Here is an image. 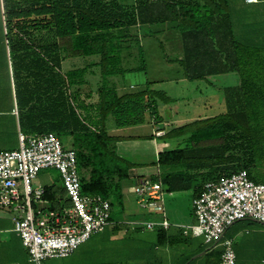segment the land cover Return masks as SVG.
I'll use <instances>...</instances> for the list:
<instances>
[{
    "label": "trees",
    "instance_id": "1",
    "mask_svg": "<svg viewBox=\"0 0 264 264\" xmlns=\"http://www.w3.org/2000/svg\"><path fill=\"white\" fill-rule=\"evenodd\" d=\"M234 3L0 0V67L6 106L2 111L14 117L23 133L52 132L60 139L70 138L68 147L76 153L82 192L103 196L111 208L116 204L111 199L122 206L123 182L134 164L117 152L108 126L143 124L147 112L157 117V104L150 90L153 81L143 90L121 94L108 84L109 76L125 71L117 52L134 48L132 43L110 40L129 36L116 30L136 25L175 30L181 38L178 61L184 78L199 80L234 72L239 82L224 90L225 113L164 133L187 136L188 144L159 151L156 163L167 172L151 175V180L161 182L169 192L192 190L195 197L206 181L240 170H246L252 181L264 183V0L250 6L238 0L242 17ZM136 50L142 55L140 44ZM95 54L99 60L91 64L100 66L103 81L96 99L87 95L86 100L79 90L86 69L63 71L62 62ZM45 190L44 199L55 208L59 189L49 185ZM164 240L177 242L157 230V241ZM221 253L222 247L211 249L207 264H219Z\"/></svg>",
    "mask_w": 264,
    "mask_h": 264
},
{
    "label": "built area",
    "instance_id": "2",
    "mask_svg": "<svg viewBox=\"0 0 264 264\" xmlns=\"http://www.w3.org/2000/svg\"><path fill=\"white\" fill-rule=\"evenodd\" d=\"M163 134V130L154 132L155 136ZM18 143L15 149L0 151V207L14 213V231L30 262L41 264L48 258L67 257L92 235L104 231L110 223V202L99 194L82 192L76 153L64 147L56 134H26L18 130ZM46 169L58 171L61 187L67 194V198L61 193L56 196L55 208L44 199L45 186L32 184L39 172ZM133 191L138 206L159 218L132 222L130 228H169L165 199L173 192L146 176L137 179ZM192 204L196 223L181 226L183 235L201 236L208 245L221 242L219 264H236L234 242L224 239V233L243 219L264 223V183L252 181L246 170H240L206 181Z\"/></svg>",
    "mask_w": 264,
    "mask_h": 264
},
{
    "label": "rangeland",
    "instance_id": "3",
    "mask_svg": "<svg viewBox=\"0 0 264 264\" xmlns=\"http://www.w3.org/2000/svg\"><path fill=\"white\" fill-rule=\"evenodd\" d=\"M232 1L235 2V7L240 15L242 11L238 10L240 8L238 0ZM238 16L237 22L239 25L241 20H239ZM240 17H242V14ZM242 22L244 21L242 20ZM143 28L141 30L145 32L148 30L147 27L145 29ZM139 30V28L130 27L116 30V32L129 33L131 37H135ZM166 39L167 36L165 34H154L144 35L137 42L133 40L132 46L134 48L137 49L139 44L142 45V55L136 50L137 52L131 57L127 59L121 58L119 66L123 69L126 68V70L107 78L108 84L109 82L123 80L127 85H132L138 89L147 81H153L150 86L153 94L156 93L154 91H162L169 99V101H162L155 94L158 104L157 111L155 112L157 117H151L149 112H147L146 121L143 124L124 128H116L112 124L108 126V133L112 137H123L121 138L123 140H120V143H122L119 144L120 148L115 144L116 150H118L117 152L132 162L134 164L133 168L141 167L142 169L138 173L140 172L146 176H151L157 171L161 174L167 172V169L159 167L156 163L158 151L183 148L187 143V136L181 138L167 137L164 134L156 137L152 141L149 136L152 135L155 128L154 125L159 123L157 128H163L164 133H166L196 119L214 117L225 113L224 90L239 82V77L234 72L209 76L199 80H179L183 75V68L177 60L181 52L180 40L179 37H176L175 40L173 39L175 43L170 46L166 43ZM94 56L65 58L62 63V68L66 71L68 69L87 67L85 68L87 72L89 67H91L88 64L91 62L94 63V61L98 62L99 60V58L94 59ZM1 69L0 67V151H5L18 147L19 127L10 113L2 111L6 106L4 103L3 70ZM86 72L84 73V83L79 86L80 95L86 100H88L87 95H90L89 99H96L97 89L102 84L100 67L93 68L90 73ZM131 90L134 91V89ZM156 119L160 122H157ZM151 121H155L154 125ZM133 135H136L135 137H141L132 139V141L125 140ZM60 140L66 148L71 144L70 138L62 137ZM127 182L133 186L135 185L134 180H128ZM59 183L60 175L54 169L41 170L32 181L33 186H37L38 184L58 186ZM59 190L67 198L66 192L62 188ZM191 193L192 190L177 192L173 200H168L170 197H166L165 210L167 218L171 221H182L185 210L190 206ZM122 197V206L116 200L111 199L116 204L111 208L110 223L105 227L104 231L95 236L93 235L88 242L80 246L79 250H82V252L77 255L80 264H114V262H123V264L128 262L132 264L133 257L140 256V250L143 248L142 241L147 236V232L132 230L129 222H132V220L143 222L151 217L138 206L136 203L137 197L134 193L126 190ZM174 199L180 200V206L177 204L179 202ZM13 214L10 209L0 207V215L11 218ZM120 221L123 222L121 229L112 231L111 225ZM235 225L238 226V230L253 234V230L259 224L254 220L244 219L235 222ZM4 236V232L0 231L1 260L5 259L6 249L2 242ZM115 236L118 237L117 240ZM214 246L219 247V244L217 243ZM77 253L79 252L77 251ZM256 254L257 252L254 250L252 252L248 251V256H256ZM49 259L51 258L43 260V263H51L54 261ZM247 264L251 263L247 262Z\"/></svg>",
    "mask_w": 264,
    "mask_h": 264
},
{
    "label": "crops",
    "instance_id": "4",
    "mask_svg": "<svg viewBox=\"0 0 264 264\" xmlns=\"http://www.w3.org/2000/svg\"><path fill=\"white\" fill-rule=\"evenodd\" d=\"M244 4L250 6V5H253L254 3H248V2H246V0H244ZM134 27L140 29L139 32L137 33L139 36L138 41H140V39L143 38L144 35L165 34L167 36L166 43L169 44L170 46L175 43L173 41V39L175 40L176 37H179V40L181 43L180 35L175 30L170 31V30L164 29V27H159V26H156L155 28H153V26L148 25V26H146L148 28V30L145 32V31L141 30V28H143L144 26L136 25ZM156 28H157L158 32L154 33V31H156L155 30ZM143 29H145V27ZM130 35L127 37H122V38H112L110 41L113 42L114 44H118V42H120V44H122V45L131 44L133 40L135 42H137L135 40V37H131ZM135 52H137L136 48H132V49L124 48V49H121L120 51H118L117 54L120 55V58L127 59V58L131 57ZM181 55H182V53L180 52L178 57H177V60H179L181 58ZM89 56H91V55H89ZM96 58H99V55L95 54L94 59H96ZM63 62H64V60H63ZM91 63L88 64L89 66L91 65V67H89L87 72L85 70L86 73H90L93 68L100 67L98 64L94 65ZM94 63H96V61H94ZM83 68H87V67H83ZM68 70H71V69H68ZM68 70H66V71H68ZM124 70H126V68H124ZM63 71H65V70H63ZM100 75H101V69H100ZM179 80H187V79L184 78V75H182L179 78ZM102 81H103V79H102ZM124 83L125 82H123V80L112 82V83L109 82V84L114 86L120 94L124 93V92H133L131 89H134V91L143 90L145 88V85H146V83H145L143 86H141L140 89H138L132 85H127L126 83L125 84ZM150 90H152V89L150 88ZM154 93L156 94V96L161 98L162 101H169V99L165 96L164 93H162V91H154ZM156 96L154 98L156 99V104H157V97ZM157 119H156V121L158 122L159 120H157ZM154 122L151 121V123L153 125H154ZM158 125H159V123L154 125L155 128L152 132V135L149 136L152 139V141H153V139L155 140V138L158 137V136L154 135V132L156 131V129L157 130H160V129L163 130V128H157ZM135 126H137V125H135ZM130 127H132V126H130ZM135 136L136 135H133L132 137L127 138L125 140L126 141H132V139L141 137V136H138V137H135ZM121 138H123V137H119V136L115 137L116 146L118 148H120L119 144H122V143H120V140H123ZM123 142H125V141H123ZM141 169H142L141 167H137V168H131L129 170V178L123 182L122 193H124L126 190L128 192L134 193L133 185L128 184V182L126 183V181L134 180L136 183V180L138 178L146 176L140 172L138 173V171H140ZM158 173L159 172L157 171L153 175L158 174ZM146 177H150V176H146ZM46 186H49V185H46ZM53 186H55V188H57V189L62 188L61 182L58 185L59 187L56 185H53ZM59 193H61V192H59ZM176 193L177 192H173L172 196H167V197H170L168 200H173L174 195ZM194 198H195L194 192L192 191L190 206L187 210H185V214L182 216V221H176V220L171 221L168 218L171 225L167 229H163L160 226L156 227L154 230H141L140 229L141 231H144L145 233L147 232V236L142 241L143 242V245H142L143 248H142V250H140V253H141V254H139L140 256H136V258L133 257L134 260H132L133 261L132 264H207V256L210 253L211 249L215 248L216 246L206 244L203 237H201V236H194L192 234L183 235L182 229L180 228L181 226H189V225L196 223V217L194 214L193 204H192V201ZM174 200H177V202H179L177 204L180 206V200H178V199H174ZM184 208H186V207H184ZM148 215L151 218L147 219V220H153V219L159 218L158 214L148 213ZM132 222H140V221L132 220ZM132 222H129V223H132ZM255 222L259 225L257 226V228H255L253 230V234L249 233V232H242V231L238 230V228H237L238 226H236L235 223L232 224L231 226H229L224 233V239L230 238L234 242V250L236 253V264H247V262L251 263V264H264V224H262L258 221H255ZM122 223L123 222H121V221L113 223L111 225V230L112 231H118L119 229H121ZM157 230L163 231L166 234L167 239L172 238L173 241H177V242L176 243H169L168 241L166 242L164 240V242L162 241V243H160L159 241H157ZM0 231H3L5 234L2 242L4 243V248L6 249L5 259L1 260V258H0V264H33L29 260L28 253H27L25 247L22 245L20 237L14 231V223H13L12 217L10 218L8 216L4 217V216L0 215ZM95 235L96 234H94V236ZM92 236L90 237V239L92 238ZM115 237H117V236H115ZM180 238H183V240H179ZM112 239H114V238H112ZM117 239H118V237L116 238V240ZM89 240H87L86 242H88ZM85 243H83V244H85ZM83 244H81L80 246H82ZM218 244H219V247H222L221 242H219ZM80 246L71 255H69L67 257L51 258L49 260H54L51 263H43V261H42L41 264H78V263L80 264V262H79L80 260L78 259V256H77L78 254H80L82 252V250H79ZM253 250L256 251L258 255L256 254V256L255 255H251V256L249 255L248 256V251L252 252ZM77 251L79 253H77ZM132 256H133V254H132ZM125 263L130 264L128 262H125ZM114 264H123V262H114Z\"/></svg>",
    "mask_w": 264,
    "mask_h": 264
},
{
    "label": "water",
    "instance_id": "5",
    "mask_svg": "<svg viewBox=\"0 0 264 264\" xmlns=\"http://www.w3.org/2000/svg\"><path fill=\"white\" fill-rule=\"evenodd\" d=\"M262 224H264V223H262Z\"/></svg>",
    "mask_w": 264,
    "mask_h": 264
}]
</instances>
